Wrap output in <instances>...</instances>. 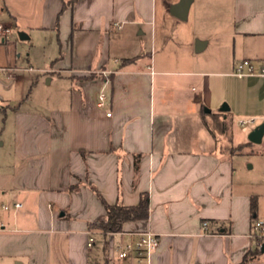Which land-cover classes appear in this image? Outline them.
Here are the masks:
<instances>
[{"label": "crops", "instance_id": "crops-1", "mask_svg": "<svg viewBox=\"0 0 264 264\" xmlns=\"http://www.w3.org/2000/svg\"><path fill=\"white\" fill-rule=\"evenodd\" d=\"M67 1H60V40L45 66H19L6 49L9 38H0V66L10 69L0 76V207L22 203L0 211V264H125L113 248L130 236L90 223L106 216L102 198L136 205L143 193L148 218L122 231L159 234L151 264H264L250 235L253 218L264 219V136L260 143L232 141L244 149L230 153L212 128L214 114L264 122V76L233 74L242 59L264 60V0H235L232 33L241 54L225 60L196 55L211 41L195 31L171 47L165 37L157 55L158 24L186 21L194 0L187 19L170 12L179 0H77L63 8ZM3 5L17 19L14 6ZM136 37L140 46L129 50ZM23 71L47 74L48 83L54 74L71 78L66 101L42 102L44 111L29 106L19 86ZM100 91L108 97L103 106ZM244 154L253 172L236 159ZM89 230L96 231L93 245Z\"/></svg>", "mask_w": 264, "mask_h": 264}, {"label": "rangeland", "instance_id": "rangeland-1", "mask_svg": "<svg viewBox=\"0 0 264 264\" xmlns=\"http://www.w3.org/2000/svg\"><path fill=\"white\" fill-rule=\"evenodd\" d=\"M7 5H13L16 10L17 19L10 17L9 11L4 7L0 10V22L11 23V34L8 37L6 49L15 56L19 66H28L33 64L36 67H43L46 64V57L55 53L60 40L59 23H61V0H6ZM167 1V0H166ZM165 1V2H166ZM170 1V0H168ZM235 0H194L189 17L186 21L177 22V25H169L165 28H157V55H161L160 41L167 37L170 41L182 42L187 36H191V32L197 33V38L204 37L210 40V44L204 50L196 51L198 56H202L206 60L227 59L232 58L234 52L241 54L240 42H236L233 36V30L236 23V15L234 11ZM166 19H173L167 16ZM51 22L55 25L51 27ZM160 22V21H159ZM173 26V27H172ZM192 26V27H191ZM20 32L26 33L29 38L22 39ZM143 37V36H141ZM141 37H136L128 43L129 50L136 49L140 46ZM144 40L148 42V49H151V38L148 32L144 35ZM127 45V44H126ZM169 47H171L169 43ZM170 49V48H169ZM165 50H168L166 48ZM155 51V50H154ZM30 59V61H28ZM19 77L23 76V82L19 86L26 89L30 97L29 106H38L41 111L47 110L48 105H42V102L55 104L60 103L63 99V93L66 86H70L71 78L60 79L55 75L52 83H48L47 74L23 71L17 72ZM18 77V76H17ZM100 93V92H99ZM62 96V97H61ZM66 101V99L64 100ZM28 105V103H25ZM245 119L251 116H244ZM261 124L260 119H256L254 123H248L247 127L238 124L237 119L233 122V142L242 143L248 139L250 130ZM213 126V124H212ZM226 149H233L237 152V146L233 143L226 144ZM244 149V148H243ZM249 156H236L243 165L248 167V171L253 172L249 168V164L253 161H247ZM247 161V162H246ZM255 170V169H254ZM104 218V217H103ZM97 222V221H96ZM117 239H119L117 237ZM97 247V239H96Z\"/></svg>", "mask_w": 264, "mask_h": 264}, {"label": "built area", "instance_id": "built-area-1", "mask_svg": "<svg viewBox=\"0 0 264 264\" xmlns=\"http://www.w3.org/2000/svg\"><path fill=\"white\" fill-rule=\"evenodd\" d=\"M116 27L121 28L119 23H116ZM11 34V28L3 24H0V38L6 40ZM259 64V66H258ZM9 68L0 66V76L3 75ZM233 74L239 77L247 76H264V60L255 61L252 59H242L235 64ZM107 94L104 91L99 93V105L103 106L107 100ZM107 115H111V111L107 112ZM256 120L255 117L248 119H240L239 123L245 126L248 123H252ZM22 203L15 202L13 204L2 203L1 210H9L13 208H19ZM209 226L208 221H203V229L207 230ZM5 229L0 219V230ZM89 245H93L95 242L94 230H89ZM113 235H129L130 239L127 241H121L114 245V256L125 264H151L154 251L159 245V234L154 232L150 228H146L138 231H115L109 232ZM251 237L257 239V245L262 248L264 245V219L253 218L251 222Z\"/></svg>", "mask_w": 264, "mask_h": 264}, {"label": "trees", "instance_id": "trees-1", "mask_svg": "<svg viewBox=\"0 0 264 264\" xmlns=\"http://www.w3.org/2000/svg\"><path fill=\"white\" fill-rule=\"evenodd\" d=\"M76 1L77 0H68L67 2H64L63 8H66L68 5L74 4ZM221 115L222 114H214L212 128L223 137H225L229 143H232L234 119L231 115H225L224 117H222ZM205 122L207 126H209V123L207 121ZM237 147V152H240L243 150L244 145L241 144ZM228 151L230 153H237L233 152L234 150L231 149V147L228 149ZM135 170L138 171V160L135 162ZM102 200L106 208V216L104 218L100 217L97 222H91L90 227L92 228H98L103 230L104 232L122 231L125 223L130 221L144 220L148 218L149 196L147 193H143L141 195V199L136 205H125L123 203L110 204L103 198ZM256 208L257 199L256 197H254L251 202V209L253 212H255ZM257 253L258 249L247 252L244 260H247L248 258H254Z\"/></svg>", "mask_w": 264, "mask_h": 264}, {"label": "water", "instance_id": "water-1", "mask_svg": "<svg viewBox=\"0 0 264 264\" xmlns=\"http://www.w3.org/2000/svg\"><path fill=\"white\" fill-rule=\"evenodd\" d=\"M192 0H179L177 3L173 4L170 7V12L180 18V19H187L189 8L191 5ZM20 37L25 38L24 33L20 32ZM202 45V43L199 41L197 42L196 48L199 49V47ZM222 111H228L229 105L227 103H223V106L221 107ZM206 112H211L209 108H205ZM264 136V122L256 126L248 135L249 141L253 143H260L262 142ZM262 251H264V245L262 246Z\"/></svg>", "mask_w": 264, "mask_h": 264}]
</instances>
